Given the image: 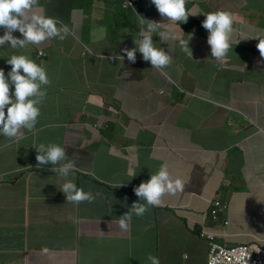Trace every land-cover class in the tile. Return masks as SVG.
Listing matches in <instances>:
<instances>
[{"label": "crops", "instance_id": "crops-1", "mask_svg": "<svg viewBox=\"0 0 264 264\" xmlns=\"http://www.w3.org/2000/svg\"><path fill=\"white\" fill-rule=\"evenodd\" d=\"M233 1L189 0L196 16L195 37L192 36L190 46L196 51L197 65L186 67V84L202 85L213 91L231 110L222 106L184 105L180 119L167 121V133L172 138L158 147L151 132L158 125L156 116L143 117L139 122L141 133H130L134 101L117 94L107 100L110 96L106 91L103 95L99 77L111 74V59L117 52L110 53L113 46L116 50L118 47L110 42L102 23L97 24L100 10L95 12L92 23L95 28L91 32L83 33L81 26H67L70 34L63 42L52 39L39 45V51L46 53L44 60L33 57L38 50L31 44L24 48L0 47V69L6 76L11 70L7 60L13 54H25L47 70L51 81L35 129L23 130L17 139L0 136V264H129V259L138 258L149 264L146 259L149 254L159 257L160 264H165V260L167 264H175L177 251H185V260H190L188 252L193 249L207 258V240H200L191 229L181 228L187 224L199 232L204 223L227 246L264 241V56L257 48L259 42H264V0H236L239 6L230 8ZM68 6V0L47 2L42 12L54 18L65 17L69 25H76L77 19L82 24L89 16L87 13L80 16L76 11L70 14ZM217 10L235 14L233 34L240 47L230 52L227 70H218L207 57L205 37L198 28L197 18ZM71 30H75L74 35ZM3 34L4 29L0 28V36ZM13 35L23 39L19 32ZM74 41H82L90 52L99 49L103 52L83 59L77 55L66 68L63 64L72 60ZM11 91L14 88L10 87ZM82 96V101L76 99ZM114 112L123 118L110 123ZM185 112L190 115L186 119ZM90 134L100 136V141L107 145L104 152L118 158L135 156L146 163L149 171H158L162 164L171 166L172 176L186 183L183 190L186 192L176 193L186 202L180 206L168 203V209L163 210L150 207L146 217L132 218L127 231L119 227L116 214L99 201L91 204L97 208L96 212L78 217L87 219L60 221L71 210H77L73 213L77 215L79 206L64 202L54 187L59 183L55 176L29 165L37 162L39 144L78 146L87 142ZM230 138L236 142L226 144ZM183 157L184 163L198 168L193 171L178 164L177 159ZM175 168L181 170L176 172ZM10 176L15 183L10 182ZM47 189L50 194L45 196ZM216 199L225 200L229 209L215 223L209 215L210 204ZM8 200L25 202V208H15V202L11 209L10 203H5ZM60 209L68 213H61ZM177 224L183 233L175 227ZM178 236L182 242H176ZM44 247L50 250L48 254H42Z\"/></svg>", "mask_w": 264, "mask_h": 264}, {"label": "clouds", "instance_id": "clouds-1", "mask_svg": "<svg viewBox=\"0 0 264 264\" xmlns=\"http://www.w3.org/2000/svg\"><path fill=\"white\" fill-rule=\"evenodd\" d=\"M55 1L56 0H0V28L4 29V34L0 36V47L10 45L11 48H24L26 45L31 44L34 45L33 49L35 48L36 52L38 50V53L34 54L33 57L44 60V58H46V53L44 50L39 51V45L52 39H58V42H63L70 34L67 26L75 28V26L82 27L83 25V23H79L78 19L76 25L73 23L69 25L67 21L62 22L57 18L44 15L42 9L44 8L45 3ZM97 4L99 3L93 1L91 5L94 8ZM187 5H189V0H151V3L148 6L146 5L145 0H124L125 9L129 7L131 11L135 12V16L138 18L139 22L137 23V27L132 26L130 28L131 35H133V42L136 47L130 50H123L126 59L129 62L134 63L137 53L139 59L144 63H148L158 70L166 68L171 74L174 68L173 59L179 58L180 54L176 51L168 54L158 46L159 44H157L158 40L162 43L163 40L167 41L168 39L173 43L179 40L181 51L192 59V51L188 44L193 36L194 29L192 30V33L187 36V39H184L185 32L179 25L181 23H186L189 16L196 18L194 14H189V10L186 8ZM144 7L145 9H143ZM69 11L70 14H72L75 12V7ZM91 11L87 12L86 10H79L76 12L82 16L85 13L89 15ZM153 11L155 12L154 16H149L148 18L143 16V14H151ZM100 14L101 18H99L97 24L101 22L103 25V31L106 29L108 31V36L112 37L113 40H119L121 43V46L118 47L117 50L113 46L110 54H112V52H117L118 54L124 46L126 39L120 35L112 34L111 27L107 25L105 14L101 12ZM200 20L201 25L198 28L204 35H207L204 43L206 49L211 51V56L213 57L212 62H214L218 70H227L230 52L233 49L237 50L240 47L237 41L234 40L233 14L229 11L217 10L202 15ZM94 21L95 20L93 19L92 23H94ZM168 24H173L179 27L183 37L174 40L177 36L172 30H170ZM14 32H19L23 39L14 37ZM137 36L142 37V39L138 38L136 40ZM153 36L159 37L154 38ZM80 46L83 47V58L88 57V53H92L90 50L85 49L83 44H80ZM257 48L261 56H264V42H259ZM79 53L80 50L78 52V57ZM117 54L112 57L122 59V57H117ZM7 64L11 65V70L7 73V76L5 75L4 70L0 69V136L11 140L19 138L23 134V130L31 132L35 129L41 115L40 106L47 96L46 89L51 85V81L47 70L37 64L28 55L13 54L10 59L7 60ZM10 87L14 88V91L10 92ZM122 89L123 87H119L116 94L118 95L120 93L119 91ZM154 90H161V88H145L141 91V94L139 90H133L130 95L125 94L123 98H130L134 101L135 106H139L147 112L156 114L158 118V125L156 128H167L168 120H171L172 118L180 119L183 116L182 107L187 104H201L207 105L211 108H220L221 106L227 108L225 102H222L217 98L213 91L208 90L202 85L185 84L179 100L177 98L172 99V103L179 105L180 109H174L172 114L169 111H163L160 113L158 109L154 110L148 106H144V104L150 100V92ZM189 116V113L185 112L184 119ZM99 120L101 121L100 118ZM91 136L92 135L90 134V139ZM81 148L80 144L73 150L80 151ZM36 151V161L38 165H52L53 167L51 168V171L58 174L60 181L57 185H54V187L59 195L62 196L63 200L66 198L64 202L76 204V206H81L84 204L83 202H92L91 204L96 202L95 196L91 192H86L81 188V186L86 183L87 177L80 175L68 179L70 173L75 174L89 170L91 162L88 158H80L78 165H80L82 169L72 171L75 168L74 158L69 159L66 154L67 150L65 151L60 145L55 143L45 145L41 143L36 147ZM128 157L135 166L139 164L138 158L137 160H134L135 156ZM142 164L148 169L146 163L142 162ZM57 165L59 167H57ZM43 171L48 175H52L49 172V169ZM77 181L81 182L79 186L76 185ZM184 187L185 181L180 178H174L170 173L168 166L162 164L155 174L150 175L148 181L141 182L138 187L133 189L135 195L138 197L139 201H142V203L133 202L129 211L119 219H116V222L119 223V227L122 230H130L131 227H129V225L133 216L142 217L150 207H157L158 209V206L162 204L165 195L183 192ZM218 202L223 206L216 209V207H218ZM228 209L229 204L225 200L223 202L221 199H216L210 204L209 216L213 222H219L222 213L227 212ZM214 211H216V215L214 214ZM90 212L94 213L92 211ZM83 213L84 212L79 211L76 215L77 218ZM69 217L70 215L63 218L69 219ZM224 225H229V222L226 221ZM195 230L196 228L193 227L192 232L195 233L200 240H207L209 251L211 241L208 238V235L214 237L215 243L225 247L245 245L247 247L259 246L264 249L263 240L254 244L240 243L232 246L223 245L218 241L217 232L214 229L207 227L204 223L199 232H195ZM49 251L50 250L47 247L41 249L42 254H48ZM146 259L149 264H160V259L157 256L149 254Z\"/></svg>", "mask_w": 264, "mask_h": 264}, {"label": "trees", "instance_id": "trees-1", "mask_svg": "<svg viewBox=\"0 0 264 264\" xmlns=\"http://www.w3.org/2000/svg\"><path fill=\"white\" fill-rule=\"evenodd\" d=\"M93 1L95 0H68L69 6L67 7V9L74 6L75 11L86 10L87 12H90L93 8V6L91 5ZM190 4L192 3L189 2V5H187L186 8L189 10V14L193 15V11L190 8ZM95 7L98 9V11L100 10L101 13L105 14L106 21L108 23L107 25L111 27V33L120 35L124 39H126L124 46L117 54L118 55L117 57H122V59L114 60L115 63H117L118 65H115L113 69H115L116 72L121 73V74H126V75L131 74L134 81L132 83V86H133L132 88L128 90H124V89L120 90L119 91L120 93L118 94V96L124 99L123 98L124 95L125 94L130 95L131 91L133 90H139L141 94V91H143L145 88H151V89L161 88V90H154L150 92L149 94L150 100L149 102L144 104V106H148L154 110L158 109L160 113H162L163 111H169L171 114L174 109L175 110L180 109L179 105L177 104L175 105L174 103H172V99L177 98L179 100L181 96L180 94L184 90V86L186 84V67L191 68V67H196L197 65V60L195 58L196 51L190 45H188L192 51V59H191L183 51H181L180 46H179V40H177L175 44L173 42L171 43L170 40L164 41L162 43L160 40H158L157 41V44H159L158 46L162 48L166 53L168 54L171 53L166 48L167 42H169L172 47L178 48L181 53V54L179 53L180 54L179 58L173 59L174 68L171 74L168 72L166 68L158 70L156 68H153L150 64L144 63L143 61L139 59L137 53H136L135 62L131 63L126 59V55H124L123 50L124 49L130 50L136 47V45L133 42V35H131V30H130L132 26L137 27V23H139L138 18H135V12L131 11L129 7L125 9L124 0H104V1H101L99 4L95 5ZM143 9H145V7ZM154 15H155L154 11L151 14H143L145 18H148L149 16H154ZM122 16H125L126 18H130L132 20V23L130 21H127L124 31L119 32L115 28L119 26V19ZM57 19L62 22L66 21L65 17H58ZM195 20L196 18L189 16L186 23L179 24L180 27L185 32L184 37H183L184 39H187V36L191 34L194 27H196ZM197 20H199V24H198V27H199L201 25V20L198 18ZM202 36L207 37V35H202ZM153 37L157 38L159 36H153ZM110 38L112 40V37ZM138 38L142 39V37L137 36L136 40ZM79 50H80L79 58L83 59V56H82L83 47L80 46ZM99 52H103V51L99 49L97 51H92V53H88L87 55L91 57V55L93 54H100ZM206 55L212 61L213 57L211 56V51L207 50ZM133 109L135 110V113L133 114V117L130 120L131 121V123L129 124L130 130H131L130 133H135V131L137 133H141V131H139V129L141 128L139 125V122L143 118L142 111H145V110L135 105ZM135 114H140L141 117L137 119ZM148 115H150V117L151 116L157 117V115L154 113H150ZM134 116L137 119L135 124L133 121ZM151 132L156 136V143H155L156 147L160 145H165L166 141H169L173 136L164 131L161 134L159 130L156 128H152ZM99 137H100L99 135L97 137L92 135L91 145L88 147H85L84 149H81L80 151L73 150L76 146H69V145L62 146L60 144L58 145L63 147L65 151L67 150L66 154L68 158L69 159L74 158L75 164L79 163L80 158H88L91 164H93L91 165V167H94V165H96V167L100 169V170L96 169L101 174L100 179L92 175L94 177V182L96 186L102 189L106 195L101 200L100 203L106 205L107 207L110 205L111 209L113 208L116 210L122 209L120 205L123 202L128 203V201H130L127 204V207L130 205V208L133 202L142 203V201H139L136 195H133L131 200L128 199V196L130 197V195L134 194L133 189L138 187L141 182H146L150 179V175L152 174L149 172H152V171H149L147 167L142 164V161L140 159H139V164L135 166L131 162V160H129L128 158H125L123 156H121L122 158H118L115 155L111 154L110 152H104V150L107 149V145L103 144L100 141ZM139 143L142 144V142H139ZM140 148H139V151H140ZM71 150H73V152ZM182 159H184V157L177 159V163L185 167H189L193 171L195 170V168H198V167H194L193 165L184 163ZM134 160H137V157H135ZM135 167L138 169L135 170ZM170 167L171 166H169L168 169H170ZM128 169L129 171L130 169H132L133 171L129 172ZM74 170L75 169H73L72 171ZM175 170L177 172V171H180L181 169L175 168ZM90 171L95 173V171L92 169L86 170L81 173H75V174L70 173L68 176V179H71L73 176H80V175L87 177ZM117 171L121 172L122 175L120 176L117 175L115 173ZM49 172L52 174V176L56 177L55 180L60 181L59 176L56 172H52L51 169H49ZM156 172L157 171L155 169V172H152V173L155 174ZM11 179L12 181L10 182L15 183L14 178L11 177ZM117 179H119V181ZM1 182L2 181L0 179V183ZM3 184H5V181L3 182ZM80 184L81 182L77 181L76 185L79 186ZM119 185L121 186L118 187ZM3 192H7V191H3ZM166 196L167 195H165L163 199ZM15 202H12L9 200L5 201V203H10L11 209L13 205L15 204ZM15 208L24 209L25 202L24 203H21V201L17 202L15 205ZM116 210H112V212H114L116 214V217L119 219L120 217L124 215V212L116 211ZM148 212L149 210L142 217H146V214ZM133 217H136V216H133Z\"/></svg>", "mask_w": 264, "mask_h": 264}, {"label": "rangeland", "instance_id": "rangeland-1", "mask_svg": "<svg viewBox=\"0 0 264 264\" xmlns=\"http://www.w3.org/2000/svg\"><path fill=\"white\" fill-rule=\"evenodd\" d=\"M96 2H101L100 0H96ZM145 3L146 5L148 6L150 3H151V0H145ZM103 6V5H101ZM239 6V2L238 1H233L230 3V8H237ZM189 7V6H188ZM74 8L71 7L69 9H72ZM190 8H191V5H190ZM242 8V7H241ZM98 12V9L96 7H94L91 11V13L89 14V16L84 20L83 22V25L82 27L80 28V30L83 32V33H86V32H91L92 29H94L95 27L93 26L92 24V21L95 17V12ZM233 14V13H232ZM136 18V16H135ZM233 19H235V14H233ZM127 21H130L132 23V20L130 18H126L125 16H122L120 19H119V26L117 28H115L117 31H124L125 29V26H126V22ZM236 21V20H235ZM108 24V23H107ZM234 26V24H233ZM168 27L170 28V30H172V32L177 36L176 39L174 40H177V39H180L182 38L183 36L181 35V29L173 24H168ZM180 29V30H179ZM72 31V34L74 35L75 33V30H71ZM105 33H108V31L105 29L104 30ZM110 35V34H109ZM195 37V35L193 34V38ZM109 40L112 41L113 43H115L117 45V47H120L121 46V43L119 40H111L110 36H108ZM169 40V39H168ZM165 40H163L164 42ZM171 42V41H170ZM172 43V42H171ZM80 44H83V42H79L77 43L76 41H74V44H73V51H71V57H72V60H67L65 62V64H63L66 68L71 66L73 61L77 58V55H78V52H79V49H80ZM190 45V41H189V44ZM166 48L170 51V52H174V48L170 45L169 42H167V46ZM116 57H112V65H111V74L107 76H104L103 74L100 75V79H101V83L103 85V89H104V92H103V95L105 96V91L107 93V95H109L110 97H107L108 99L107 100H110V99H113L114 95L116 94L117 90L119 87H123L124 90H128L130 88H132V83L134 81L133 77L131 74H121V73H118L115 71L114 66L115 65H118L117 63H115V60ZM113 69V71H112ZM108 71V70H107ZM79 94V91L77 92ZM78 101H82L84 99V97H80V98H76ZM124 105V104H123ZM227 109L231 110V107L230 106H226ZM115 115L112 117L111 120H109L108 122L110 123H114L115 121L116 122H120L123 118L122 115L118 114L117 112H114ZM137 119L141 117L140 114H135ZM143 117H150V115L148 114H142ZM136 117L134 116V123L136 122ZM159 131L160 132H166L167 133V128L165 127H158ZM236 142V139L235 138H230L226 141V144H230V143H234ZM91 143V139H90V136L87 138V142L85 143H82L81 144V147L82 148H85L87 147L88 145H90ZM225 144V143H224ZM223 144V145H224ZM81 148V149H82ZM72 151V150H71ZM73 152V151H72ZM19 162H20V166L23 165L22 163V158L20 159L19 158ZM30 168H33V169H36V170H47V169H51L53 166L52 165H44V166H40L38 165L37 162H34L33 164H30L29 165ZM59 167V166H58ZM75 170H80L82 169L80 165L78 164H75ZM89 169H92L95 171V173H93L92 171L89 172L88 176H87V181L84 185L81 186V188L86 191V192H91L94 196H95V201H99L101 202V200L106 196L104 193H103V190L100 189L99 187L96 186L95 182H94V177L92 175H94L96 178L100 179V173L96 170V169H99L98 167H96V165H94V167H90ZM100 170V169H99ZM129 171V169H128ZM117 175H122L121 172L117 171L115 172ZM119 181V179H117ZM186 192V191H185ZM185 192L183 193H180V194H184ZM50 194V189H47L45 190L44 192V195L45 196H48ZM178 194V195H180ZM135 195L132 194L130 195V197L128 196V199L131 200L132 196ZM177 194L175 196L173 195H167L164 199H163V202L160 206H158V210H163V209H168V203H173V204H176V205H181V204H184L186 202V199L181 197V196H178ZM64 200H66V198H64ZM130 201H128L129 203ZM84 204H82L81 206H79V211L81 212H84L85 210H89V211H92V212H95L97 211V208L94 207L93 205H91V203L89 202H83ZM127 202H123L121 203V210H116V209H111L110 208V205L108 206L109 210H116V211H122L125 213H127L130 209V205L127 207ZM70 205L72 206H76V204H72V203H69ZM61 213H68L67 211L65 210H62L60 209L59 210ZM74 212H77V210H71L69 213H70V217L69 219H72L71 221L70 220H67V221H70L69 223H73L75 222L76 220H85L87 218H84V219H79L77 218V216H73V213ZM91 212H85L81 215H87ZM65 216V215H64ZM63 216V217H64ZM48 218V215L46 216ZM59 218L60 221H64V218ZM73 217V218H71ZM109 219V217H107ZM58 220V219H57ZM59 221V222H60ZM179 222V221H178ZM177 229L180 230L179 228V225L177 224L175 226ZM181 228L185 229H191L192 230V226L190 224H187L186 226H181ZM181 231V230H180ZM182 232V231H181ZM183 233V232H182ZM180 236H185L187 239L188 237L185 235V234H181ZM176 242H182V240L179 238V236L177 237L176 239ZM197 241H194V243H196ZM191 242L189 243V246H190ZM189 255H190V260L187 259L185 260V255H186V252L183 251V250H179L177 251L176 253V259H175V264H187V261L189 260V264H207V259L208 257L206 258V255L204 253L200 254L198 252H196V249H193V250H190L189 252ZM53 254V253H52ZM134 263H137V264H146L143 262V260H141L140 258H138L137 260H134V259H129V264H134ZM165 264H167V260H165ZM171 264V263H170Z\"/></svg>", "mask_w": 264, "mask_h": 264}, {"label": "built area", "instance_id": "built-area-1", "mask_svg": "<svg viewBox=\"0 0 264 264\" xmlns=\"http://www.w3.org/2000/svg\"><path fill=\"white\" fill-rule=\"evenodd\" d=\"M217 206L216 209L223 205L218 202ZM214 214L216 215V211ZM208 238L211 241L208 264H264V249L259 246L225 247L215 243L212 235H208Z\"/></svg>", "mask_w": 264, "mask_h": 264}]
</instances>
